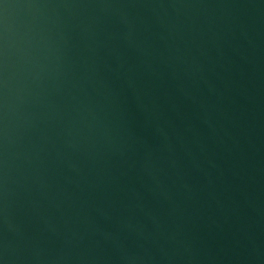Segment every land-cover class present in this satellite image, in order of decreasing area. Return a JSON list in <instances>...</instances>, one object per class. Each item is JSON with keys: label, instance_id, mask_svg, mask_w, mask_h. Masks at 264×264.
<instances>
[{"label": "water", "instance_id": "95a60500", "mask_svg": "<svg viewBox=\"0 0 264 264\" xmlns=\"http://www.w3.org/2000/svg\"><path fill=\"white\" fill-rule=\"evenodd\" d=\"M0 264H264V0H0Z\"/></svg>", "mask_w": 264, "mask_h": 264}]
</instances>
